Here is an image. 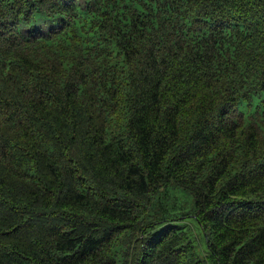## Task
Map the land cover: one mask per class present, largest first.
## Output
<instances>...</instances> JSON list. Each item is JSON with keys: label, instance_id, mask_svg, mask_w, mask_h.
I'll return each mask as SVG.
<instances>
[{"label": "trees", "instance_id": "trees-1", "mask_svg": "<svg viewBox=\"0 0 264 264\" xmlns=\"http://www.w3.org/2000/svg\"><path fill=\"white\" fill-rule=\"evenodd\" d=\"M0 264H264V0H0Z\"/></svg>", "mask_w": 264, "mask_h": 264}, {"label": "rangeland", "instance_id": "rangeland-1", "mask_svg": "<svg viewBox=\"0 0 264 264\" xmlns=\"http://www.w3.org/2000/svg\"><path fill=\"white\" fill-rule=\"evenodd\" d=\"M168 224L182 227L184 230L190 233V235L194 239L195 244L198 246V248L201 251L204 252L207 249L202 230L193 217L188 216L185 217L184 220H178V221L170 222ZM166 225H163L160 228H163Z\"/></svg>", "mask_w": 264, "mask_h": 264}]
</instances>
